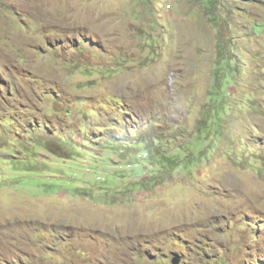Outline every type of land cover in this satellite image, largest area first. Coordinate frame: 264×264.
I'll return each instance as SVG.
<instances>
[{
  "label": "rangeland",
  "instance_id": "1",
  "mask_svg": "<svg viewBox=\"0 0 264 264\" xmlns=\"http://www.w3.org/2000/svg\"><path fill=\"white\" fill-rule=\"evenodd\" d=\"M0 264H264V0H0Z\"/></svg>",
  "mask_w": 264,
  "mask_h": 264
},
{
  "label": "bare ground",
  "instance_id": "2",
  "mask_svg": "<svg viewBox=\"0 0 264 264\" xmlns=\"http://www.w3.org/2000/svg\"><path fill=\"white\" fill-rule=\"evenodd\" d=\"M81 11V10H80Z\"/></svg>",
  "mask_w": 264,
  "mask_h": 264
}]
</instances>
